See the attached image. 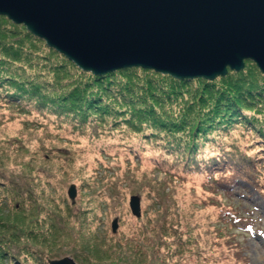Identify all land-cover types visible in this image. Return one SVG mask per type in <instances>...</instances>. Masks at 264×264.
<instances>
[{
	"label": "rangeland",
	"instance_id": "rangeland-1",
	"mask_svg": "<svg viewBox=\"0 0 264 264\" xmlns=\"http://www.w3.org/2000/svg\"><path fill=\"white\" fill-rule=\"evenodd\" d=\"M28 32L0 16V83L5 85L0 88V244L12 245L18 257L17 262L2 256L0 264H49L64 257L77 264H151L146 229L157 233L155 250L170 264H264V74L253 61L228 73L246 81L241 93L254 87L240 107L232 98L224 103L236 105L240 119L221 126L215 122L206 136L189 130L182 135L169 126L180 124L183 116L195 123L210 104L200 101L202 82L208 80L183 83L142 68L112 73L104 98L109 114H97L82 125L41 111L36 102L43 95L64 99L78 83L83 87L91 73ZM222 78L209 82L224 90L228 87ZM124 100L134 103L129 102L135 113L163 125L145 132L149 124L132 125L131 109L116 103ZM202 114L210 115V108ZM139 128L142 132H135ZM191 150L199 169L186 165ZM214 161L226 164L222 171L207 169ZM249 163L247 179L236 174ZM224 178L232 182L226 190ZM13 182L19 195L9 190ZM72 184L74 202L68 196ZM134 195L141 200L140 218L130 209ZM160 196L170 204L168 210L158 209ZM34 205H56L62 216L71 206L77 216L70 220L72 234L52 236L47 240L51 243L27 239L33 218L24 210ZM224 213L229 221H223ZM116 219L119 226L113 232ZM18 243L28 244L23 246L27 255H21ZM142 243L145 257L136 255ZM237 250L248 261L236 257Z\"/></svg>",
	"mask_w": 264,
	"mask_h": 264
},
{
	"label": "water",
	"instance_id": "water-1",
	"mask_svg": "<svg viewBox=\"0 0 264 264\" xmlns=\"http://www.w3.org/2000/svg\"><path fill=\"white\" fill-rule=\"evenodd\" d=\"M0 16L95 76L142 68L214 81L248 60L264 74V0H0ZM68 196L75 201V184ZM129 205L140 218V197Z\"/></svg>",
	"mask_w": 264,
	"mask_h": 264
},
{
	"label": "trees",
	"instance_id": "trees-1",
	"mask_svg": "<svg viewBox=\"0 0 264 264\" xmlns=\"http://www.w3.org/2000/svg\"><path fill=\"white\" fill-rule=\"evenodd\" d=\"M28 33L31 34L30 32ZM131 69H134V68H131ZM142 70L144 71L145 69H142ZM145 72H148V71H145ZM239 75L240 77L245 76V74H242V73H239ZM112 76H113L112 73L104 75V76H95L91 74V76L85 81V84H83V87H81L82 83H78L76 85V88L72 90L67 96H65L64 99L59 100L57 96H52L48 98L43 95L41 103L36 102V105L38 106V109L41 111L48 109L52 112H55L58 115L65 116L66 118H69L71 120L77 119L79 123L82 125L86 124L87 122H89L88 120L91 117L96 116L97 114H104V115L109 114L108 103H105L104 98L106 97L105 93L111 90V85H112L111 77ZM222 80L224 81L225 86L228 87V88L225 87V89L227 90L225 89L219 90L217 88L218 82H209L205 80L204 82H202L203 84H202V91L200 92L201 93L200 101L201 102L205 101L206 103H210L205 108V109L210 108L211 110L210 115L202 114L205 109L202 110V112H200L201 114L198 116L195 123L194 122L187 123L186 121L188 120V116H183V119L180 124H178L177 122H174L172 127L169 126L170 131L175 132V133L183 132L182 135L183 134L188 135L189 134L188 130H189L190 132H192V134L194 133V135H198L199 133H201L202 135L206 136L207 131L210 128L216 126L215 122L217 124H220L219 126H221V125L231 124L234 121L240 119L241 113L238 112L237 106L239 107L241 106L240 102H242L243 98H249L253 96V92L251 91L252 89H254V87H251L250 92H248L247 94L241 93V91L244 89L245 84H246V81L243 78H236L235 76H233V74H228L226 77L222 78ZM180 81L185 83V82H188L189 80H180ZM4 86H5L4 83H0V88ZM32 93L35 94L36 89H34ZM133 93L134 92H132V94ZM236 93H239L238 97L235 95ZM23 95H25V92L21 94L19 98L20 99L25 98L23 97ZM230 98H232L236 102L237 106L232 105L230 107L228 104H224ZM29 100L34 101L33 96L30 97ZM129 102L124 100V102L122 101L120 102V104H118V102L116 103L120 108L125 107V108L131 109L130 113L132 114V117H131L130 123L132 125H134L136 121H138L140 127H142L145 124H149V126L145 127L144 132L152 128H158L160 124L163 125L164 122H159V121H156L155 119H148L147 117L143 118V115L145 114L139 115L135 113L136 109L130 106V103L131 104H134V103L132 102L129 103ZM66 103H70V106H67ZM234 106L236 107V110L233 109ZM218 109L220 110L222 109V110L217 111ZM215 119L216 121H214ZM212 121H214V123ZM158 129H155V130H158ZM141 130L142 128H139V131H135V132L141 133L142 132ZM188 153H189L188 155H190L191 157V160H188L186 162V165L189 166L190 169H199V163L197 162L195 158L196 153H194L193 150H191ZM183 155H184V158H182V160H185L186 151L183 152ZM251 163L245 165L243 168H238V171H236V174L242 178L247 179L249 174H245V172L249 170ZM224 165L226 164L225 163L223 164L222 161H214L212 163L207 164L206 166L208 167L207 168L208 170H211L214 168L216 171L220 172L222 171ZM29 166H31V164H29ZM192 166H195V167H192ZM234 174L235 173L231 174L228 177L230 178L234 176ZM210 176L213 177V175H210ZM224 179L226 180H225L223 189L226 190L228 188V185H230L232 182L228 178H224ZM9 190L13 193V196H15L13 192L14 190H17V195H19L18 184H16L15 182L12 183ZM7 193L9 192L7 191ZM156 205L158 209L160 210H164V209L168 210V208L170 207V204L166 203L162 199L161 196H160L159 201L156 203ZM16 206H17L16 208L18 209L21 208L22 207L21 202H17ZM66 210L68 211V214L66 216H62L61 209L58 208V206L56 205H53L52 207L50 206L48 208H42V206H38V205H34L33 207H30L28 209L25 208L24 215L26 217H30V218L32 217L33 221H32V226L30 227V230L28 231V233H25L24 236L31 241L36 240L39 243H42V242L51 243L50 241L52 240L50 241H47V240L52 236L57 237L60 235L67 236V235L72 234V231L70 232L71 230L70 220L71 219L75 220L77 216H76V213L73 212L71 206L69 207L67 206ZM42 214H44L43 217H42ZM229 215L233 221L237 219L236 215H234L233 213ZM223 221H229L225 213L223 216ZM0 223H2L1 217H0ZM44 226L46 228H44ZM226 227H231V225L226 226ZM74 230L75 228L73 227V231ZM144 231L146 232V234L150 235L147 241H148V245L152 248V250H150V255H148L147 257L151 261V264H170L167 262L165 257L160 255L158 251L155 250V245H157V241L159 238L158 236H156L157 233L152 231L151 229H146ZM231 240L233 239L230 238V241ZM18 245L19 247H21L19 249L21 255L22 256L27 255L26 254L27 248H23V246L26 247L28 244L18 243ZM11 246L12 245H1L0 244V248H2V250H0V262H2V256L11 257L12 258L11 260L17 259V262H18L17 254L15 253V250L11 248ZM144 247L145 246L142 243L141 248H138L137 250L135 249L138 253V254L136 253V255L140 257H145L146 252L144 251ZM236 248L238 247H235V250ZM235 255H236V252H235ZM245 255L246 254L244 251L237 250L236 257H238L241 261H248ZM41 256L42 258L45 256L44 252L41 254ZM77 257L79 258V256ZM51 260H54V258ZM81 264H86V263H81Z\"/></svg>",
	"mask_w": 264,
	"mask_h": 264
}]
</instances>
